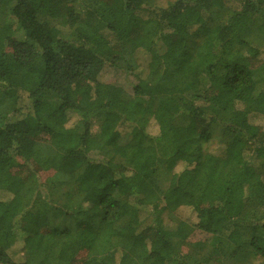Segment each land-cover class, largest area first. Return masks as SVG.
<instances>
[{"label":"trees","instance_id":"obj_1","mask_svg":"<svg viewBox=\"0 0 264 264\" xmlns=\"http://www.w3.org/2000/svg\"><path fill=\"white\" fill-rule=\"evenodd\" d=\"M0 21V264H264V0H0ZM126 56L128 98L102 78Z\"/></svg>","mask_w":264,"mask_h":264},{"label":"rangeland","instance_id":"obj_2","mask_svg":"<svg viewBox=\"0 0 264 264\" xmlns=\"http://www.w3.org/2000/svg\"><path fill=\"white\" fill-rule=\"evenodd\" d=\"M3 15H4L3 21L5 20L7 22H11L12 17L8 14L6 10H4ZM193 41L197 43L199 41V37H194ZM137 62L140 64L141 68L144 67L143 60L139 59ZM132 68H133L132 61L130 60L129 57L126 56V60L117 62L115 66L108 65L105 68L103 75H102L103 81L110 83V84H114L115 86H119L122 90L123 97L128 98L132 94V87L137 83V80H138L136 76L137 75L136 69L135 68L132 69ZM15 89H16L15 90L16 91L15 100L17 101L16 106L18 108V106L21 103L25 105L27 103V100H26L25 92H23L20 88H15ZM22 115H24V112L17 113L16 115H14V117L16 119V118L22 117ZM14 117L8 116L7 120H12L14 119ZM78 121H79V116L73 115L70 117L68 124L74 125ZM217 132L218 131L213 132L214 135L217 136L214 138V143H215L216 148H218L219 150H222L225 146V142L218 139L219 134ZM127 140H128V137L124 136L121 139V142H126ZM40 149L42 152H46V154L53 153L50 148H45L43 147V145L40 146ZM109 157H110V152H105L103 154L98 153L94 156L95 159L96 158L102 159V158H109ZM181 168H182V165H179L176 168V170H180ZM169 178H170L169 173L164 174V176L160 178L161 185L168 182ZM36 188L37 187H36L34 179L29 180V182L26 185L25 190L22 192V198L24 199V201H27L30 197L33 196V194L37 191ZM62 191H63L62 189L58 191L57 196H59L62 193ZM186 218L187 216L181 212L174 213L170 211H165L162 215V219L165 225H167L168 227H172L176 223H178L180 220H186ZM58 222L59 221L55 222V224H57ZM208 237L209 236L195 230L189 242L191 243L195 240H201V241L207 242ZM260 263H262V261L255 259L254 255L251 252L249 253L242 252L238 258L227 259L224 261V264H260Z\"/></svg>","mask_w":264,"mask_h":264}]
</instances>
